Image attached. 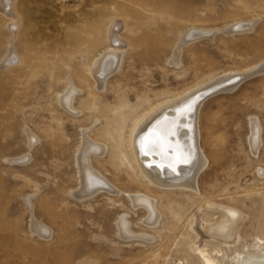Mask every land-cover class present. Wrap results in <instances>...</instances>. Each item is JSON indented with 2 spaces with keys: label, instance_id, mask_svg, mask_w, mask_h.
Masks as SVG:
<instances>
[{
  "label": "rangeland",
  "instance_id": "obj_1",
  "mask_svg": "<svg viewBox=\"0 0 264 264\" xmlns=\"http://www.w3.org/2000/svg\"><path fill=\"white\" fill-rule=\"evenodd\" d=\"M254 20L252 31L182 46L170 64L188 29ZM109 37L125 48L101 85L92 70L112 52ZM237 74L246 79L198 100L195 190L151 185L132 161L133 122ZM84 139L104 149L89 164L115 193L74 197ZM139 194L154 202L155 226L129 198ZM222 210L238 214L227 242L211 232ZM200 251L221 264L264 258V0H0V264H205Z\"/></svg>",
  "mask_w": 264,
  "mask_h": 264
},
{
  "label": "bare ground",
  "instance_id": "obj_2",
  "mask_svg": "<svg viewBox=\"0 0 264 264\" xmlns=\"http://www.w3.org/2000/svg\"><path fill=\"white\" fill-rule=\"evenodd\" d=\"M255 24V20L250 25L244 23H235L230 25L229 27H226L225 29H222V31L216 32H210L209 30H199L194 27L190 28L181 36L180 43L177 47L178 49L176 48L170 64H173L175 66L179 65V48L184 45L186 46L187 44L202 38H213L212 35L214 33L218 34V32H222L228 35L249 32L252 31ZM109 38L111 43L110 49H113L109 54L111 55L112 53H115L116 58L112 59L111 55V57L109 56L106 59L109 54L101 55L98 59L95 60L93 64L94 67L97 66V68L96 71L92 70V73H95L97 75L98 84L100 81L102 82L101 85L105 84V81L110 73L118 71L117 66L122 61V55H119L121 52L120 48H125L124 43L120 42V40H118L116 37ZM9 51V53L12 54L11 48L9 49ZM106 53L108 52L106 51ZM11 56L13 57V60H15L16 57H14L13 55ZM19 62L20 61L17 59V61H15L14 63ZM14 63L6 62L2 65V67L9 68L15 66L16 64ZM102 65H104V67L106 66L107 68L109 67V69L112 66L113 67L111 70L107 69L108 72H105V70L102 68ZM241 80H243V77L237 74L232 77L219 80L215 83L210 82L208 86L204 85V88L203 86L200 87L202 89L196 91L189 98H187L189 94L186 93L180 97L178 96L172 101L169 100V102H163L164 104H159L158 107H154L155 109L149 110L147 113L143 114L137 121H134L129 130L128 147L130 148L133 155H131L132 161L135 162L137 159L136 167L138 168V172L142 175V177L146 179L151 185L155 183L158 186L165 187L166 189L173 188L174 190V188H184L187 190H195L194 183L196 180V175L198 171L205 166L204 156L202 155L197 145L198 139L196 135V129L194 127L196 120L195 114L199 103L198 100L200 97H203L206 93L213 90L217 91L236 86L241 82ZM72 86L70 85L69 87L72 88ZM74 94L75 91H72L71 94L68 93L67 95H64L65 98L62 95L64 100L61 104L67 107L69 106L70 108ZM120 139V142H122V138ZM85 142V151L82 150L80 155H78L79 153L77 154V167H79L80 172L79 174L81 188L74 197L79 200H84L86 198L95 196L101 191L109 192L110 194L115 193V190L113 191L109 184L104 179H102L98 173L94 172L90 168L89 151L99 149L100 152H96L95 154L101 156L104 149H101L100 147L87 141ZM250 144L253 150L259 144V130L258 125L255 121H253L251 125ZM129 198L131 199V202L135 204V207L144 206L148 209L150 215L152 216V219L150 222H148V224L155 226L157 224L158 214H156L154 210V202L151 199L149 200V198L147 199L140 194L129 196ZM222 211H224V221L216 227L212 228L211 232L224 240V242H227L232 238L233 232H235L234 228L237 224L238 214L231 210ZM119 221V232L124 236L129 235L128 225L125 219L122 217V219H120ZM32 229L34 232H36V234L38 233L40 235H45L46 232H48L45 227L41 226L40 224L38 225L34 220L32 221ZM138 238L144 239L146 241L150 240V242L153 239L145 237L144 235L139 236ZM199 254L203 258L205 264H221L216 260L208 257L201 251L199 252ZM244 264H264V258H254L249 261H245Z\"/></svg>",
  "mask_w": 264,
  "mask_h": 264
},
{
  "label": "water",
  "instance_id": "obj_3",
  "mask_svg": "<svg viewBox=\"0 0 264 264\" xmlns=\"http://www.w3.org/2000/svg\"><path fill=\"white\" fill-rule=\"evenodd\" d=\"M215 34H216V33H214V34L212 35V37H213ZM245 79H246V78H245ZM245 79H243V80H245ZM214 92H216V90H213V91H211V92L206 93V94L202 97L201 100L207 98L208 96H210V95H211L212 93H214ZM201 100H199V101H201ZM177 127H178V126H177Z\"/></svg>",
  "mask_w": 264,
  "mask_h": 264
}]
</instances>
